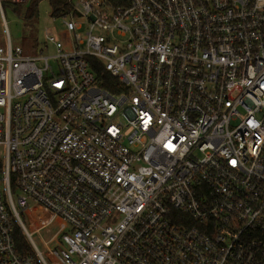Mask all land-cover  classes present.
<instances>
[{"label":"built area","instance_id":"1","mask_svg":"<svg viewBox=\"0 0 264 264\" xmlns=\"http://www.w3.org/2000/svg\"><path fill=\"white\" fill-rule=\"evenodd\" d=\"M71 2L0 36V264H264V0Z\"/></svg>","mask_w":264,"mask_h":264},{"label":"rangeland","instance_id":"2","mask_svg":"<svg viewBox=\"0 0 264 264\" xmlns=\"http://www.w3.org/2000/svg\"><path fill=\"white\" fill-rule=\"evenodd\" d=\"M27 3V2H23ZM39 16L35 21H28L25 18L24 10L20 14L14 12L9 7L0 9V36L6 42L7 31L10 34L14 45L21 44L27 51L31 52L36 47L39 39L44 38V30L47 27L58 30L61 28V20L51 16V7L48 0H41L38 4ZM5 20V21H4ZM36 43H32L36 39ZM35 38V39H34ZM35 46V47H34ZM54 70H57V63L55 60L51 61ZM3 153L0 150V159ZM31 202L26 210L21 213V217L28 226L32 224H39L38 216L47 215L41 209H33ZM58 231V225L54 224L49 230L43 229L39 233L33 234V239L40 249H44L47 253L46 240L51 239Z\"/></svg>","mask_w":264,"mask_h":264},{"label":"trees","instance_id":"3","mask_svg":"<svg viewBox=\"0 0 264 264\" xmlns=\"http://www.w3.org/2000/svg\"><path fill=\"white\" fill-rule=\"evenodd\" d=\"M40 1L41 0H30L28 3L4 1L3 7L4 8L9 7L18 14H20L21 11L24 10L25 18L28 21H35L39 16L38 4ZM48 1L51 7L52 17L60 16L64 13H69L71 11H74L73 3L71 2V0H48ZM60 35L62 36L63 33H60ZM36 40H37V36L36 39L32 41V43H36ZM17 239L19 246L23 250L29 249V244L26 242L25 238L23 237L19 229L17 230Z\"/></svg>","mask_w":264,"mask_h":264},{"label":"crops","instance_id":"4","mask_svg":"<svg viewBox=\"0 0 264 264\" xmlns=\"http://www.w3.org/2000/svg\"><path fill=\"white\" fill-rule=\"evenodd\" d=\"M3 9H4V7H3Z\"/></svg>","mask_w":264,"mask_h":264}]
</instances>
